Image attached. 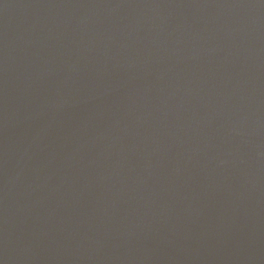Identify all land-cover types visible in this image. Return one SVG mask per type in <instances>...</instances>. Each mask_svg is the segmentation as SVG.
<instances>
[{"label":"water","instance_id":"obj_1","mask_svg":"<svg viewBox=\"0 0 264 264\" xmlns=\"http://www.w3.org/2000/svg\"><path fill=\"white\" fill-rule=\"evenodd\" d=\"M0 264H264V0H0Z\"/></svg>","mask_w":264,"mask_h":264}]
</instances>
